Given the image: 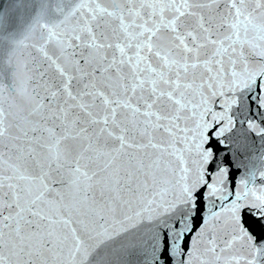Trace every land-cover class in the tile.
Returning <instances> with one entry per match:
<instances>
[{"label": "snow or ice", "instance_id": "6c2138e0", "mask_svg": "<svg viewBox=\"0 0 264 264\" xmlns=\"http://www.w3.org/2000/svg\"><path fill=\"white\" fill-rule=\"evenodd\" d=\"M0 264H264V0L0 8Z\"/></svg>", "mask_w": 264, "mask_h": 264}, {"label": "water", "instance_id": "95a60500", "mask_svg": "<svg viewBox=\"0 0 264 264\" xmlns=\"http://www.w3.org/2000/svg\"><path fill=\"white\" fill-rule=\"evenodd\" d=\"M13 0H0V8H6L11 5Z\"/></svg>", "mask_w": 264, "mask_h": 264}]
</instances>
